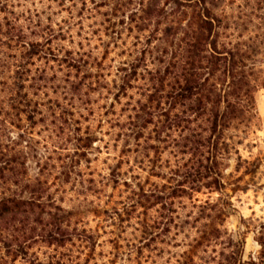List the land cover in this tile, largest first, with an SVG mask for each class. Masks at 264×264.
I'll return each instance as SVG.
<instances>
[{"label":"rangeland","instance_id":"1","mask_svg":"<svg viewBox=\"0 0 264 264\" xmlns=\"http://www.w3.org/2000/svg\"><path fill=\"white\" fill-rule=\"evenodd\" d=\"M216 20L211 38L241 45L264 34V0H0V58L17 55L16 39L2 45L11 36L45 50L20 60L26 92L42 105L27 127L24 171L40 189L43 224H24L21 214L0 222L1 241L24 243L27 258L43 263L175 264L198 244L202 264L258 258L264 89L255 94L260 126L228 134L233 141L216 163L206 148H185L187 133L168 129L162 116L174 112L168 85L180 41ZM177 185L174 197L148 198L153 186ZM46 214L53 224H44ZM10 257L7 264H29Z\"/></svg>","mask_w":264,"mask_h":264},{"label":"trees","instance_id":"2","mask_svg":"<svg viewBox=\"0 0 264 264\" xmlns=\"http://www.w3.org/2000/svg\"><path fill=\"white\" fill-rule=\"evenodd\" d=\"M219 23V20L201 21L197 30L186 33L180 41L177 60L171 66L172 82L168 85L170 109L174 112L162 114L168 129L187 133L182 137L185 148L196 152L206 148L213 163L227 154L229 142L234 138L228 134L247 135L260 126L255 94L264 89V62L260 60L264 57V34L249 37L241 45L227 47L225 40H218V36L211 38L213 28ZM227 24L237 26L238 22ZM251 24V21L242 22V25ZM15 39L17 55L13 61L0 58V222L14 223L21 214L24 224H43L40 189L26 178L24 171L32 141L27 127L34 118L41 116L42 105L37 92H26L20 60L31 61L44 55L45 50L40 41L18 36L6 37L1 42L8 47L7 41ZM197 122L200 125L190 128ZM16 132L18 134L13 136ZM204 170L217 174L208 166ZM200 175L199 169L191 174ZM179 186H153L147 190L148 198L163 201L167 191H171L168 196L174 197L180 192ZM25 194L29 195L27 200L23 199ZM36 210L40 212L38 215ZM46 215L44 224H53L50 214ZM258 243L262 251L252 264H264V236ZM199 246H188L191 250L182 254L175 264H198L196 260L202 264L203 259L193 254ZM0 254V264H7L10 256V263L19 258L29 264H61L59 261L43 263L33 256L27 258L24 243L13 240H0Z\"/></svg>","mask_w":264,"mask_h":264}]
</instances>
